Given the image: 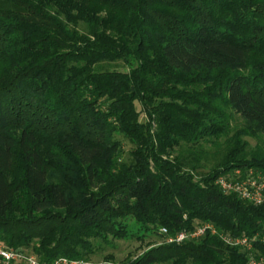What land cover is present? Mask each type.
Here are the masks:
<instances>
[{
	"label": "trees",
	"instance_id": "trees-1",
	"mask_svg": "<svg viewBox=\"0 0 264 264\" xmlns=\"http://www.w3.org/2000/svg\"><path fill=\"white\" fill-rule=\"evenodd\" d=\"M237 169L264 174V0H0V244L88 262L129 218L210 223L252 250L207 233L126 264L264 263V201L216 183Z\"/></svg>",
	"mask_w": 264,
	"mask_h": 264
},
{
	"label": "built area",
	"instance_id": "built-area-1",
	"mask_svg": "<svg viewBox=\"0 0 264 264\" xmlns=\"http://www.w3.org/2000/svg\"><path fill=\"white\" fill-rule=\"evenodd\" d=\"M216 183L224 193L236 194L240 198L261 204L264 201V174L249 169L245 174L240 169L235 170L231 175H221ZM162 235H168L166 228H161ZM218 235L227 245L240 247L246 251H251L253 242L246 236H233L228 233L219 232L214 225L206 223L197 226L191 231H181L175 236H168V243H182L186 240H194L203 237L205 234ZM264 241V237L262 238ZM0 264H89L87 262L71 260L68 258H58L52 262L40 261L35 255L27 254L23 251L9 248L0 244ZM249 264H264L263 260L252 258Z\"/></svg>",
	"mask_w": 264,
	"mask_h": 264
},
{
	"label": "rangeland",
	"instance_id": "rangeland-1",
	"mask_svg": "<svg viewBox=\"0 0 264 264\" xmlns=\"http://www.w3.org/2000/svg\"><path fill=\"white\" fill-rule=\"evenodd\" d=\"M143 119L144 116H142V120ZM119 138L122 140L126 150L133 147L127 139H124L121 136ZM249 141L251 144H255L253 140L249 139ZM128 224V234L125 239H113L110 246L104 245L103 249L100 250L97 255L92 256L91 260L87 263L107 264L108 262H106L107 259H105V257L112 256L113 260L109 262L110 264H126L153 247L167 242L165 239H158L150 236H144L143 239H141L144 234L142 227L132 218L128 219Z\"/></svg>",
	"mask_w": 264,
	"mask_h": 264
}]
</instances>
